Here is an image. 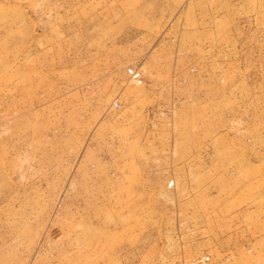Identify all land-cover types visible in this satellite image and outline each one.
Returning <instances> with one entry per match:
<instances>
[{"label": "rangeland", "instance_id": "rangeland-1", "mask_svg": "<svg viewBox=\"0 0 264 264\" xmlns=\"http://www.w3.org/2000/svg\"><path fill=\"white\" fill-rule=\"evenodd\" d=\"M0 264H264V0H0Z\"/></svg>", "mask_w": 264, "mask_h": 264}, {"label": "built area", "instance_id": "built-area-1", "mask_svg": "<svg viewBox=\"0 0 264 264\" xmlns=\"http://www.w3.org/2000/svg\"><path fill=\"white\" fill-rule=\"evenodd\" d=\"M128 73H129V75H131L133 77L136 76V73H135V71L133 69H129Z\"/></svg>", "mask_w": 264, "mask_h": 264}]
</instances>
